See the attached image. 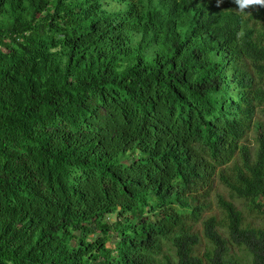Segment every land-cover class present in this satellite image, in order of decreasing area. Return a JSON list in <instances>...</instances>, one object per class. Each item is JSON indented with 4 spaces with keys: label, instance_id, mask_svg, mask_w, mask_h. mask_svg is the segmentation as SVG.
Returning <instances> with one entry per match:
<instances>
[{
    "label": "trees",
    "instance_id": "16d2710c",
    "mask_svg": "<svg viewBox=\"0 0 264 264\" xmlns=\"http://www.w3.org/2000/svg\"><path fill=\"white\" fill-rule=\"evenodd\" d=\"M0 264H264V0H0Z\"/></svg>",
    "mask_w": 264,
    "mask_h": 264
},
{
    "label": "rangeland",
    "instance_id": "374dc122",
    "mask_svg": "<svg viewBox=\"0 0 264 264\" xmlns=\"http://www.w3.org/2000/svg\"><path fill=\"white\" fill-rule=\"evenodd\" d=\"M250 142L253 145L255 143V133L254 132H252L250 134ZM216 184H217L218 190H220L221 192L227 194V190L222 185H220L219 183H216ZM210 200H211L210 207H209V209H207L203 213V218H207L208 216L213 215V214L218 215L219 218H223L224 215H223V213H222V211H221V209H220V207L218 205V197H217L216 192H213L212 193V196H210ZM248 217L252 221H254V220H257V222H260L261 221V219H256L255 217H253L251 215H249ZM202 224H203L202 223V220H200L199 223H198V228L201 229V230L203 228Z\"/></svg>",
    "mask_w": 264,
    "mask_h": 264
}]
</instances>
